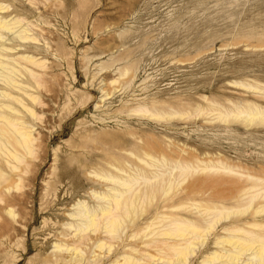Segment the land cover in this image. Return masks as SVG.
<instances>
[{
    "label": "rangeland",
    "instance_id": "1",
    "mask_svg": "<svg viewBox=\"0 0 264 264\" xmlns=\"http://www.w3.org/2000/svg\"><path fill=\"white\" fill-rule=\"evenodd\" d=\"M15 6L36 26L45 105L32 130L37 156L18 191L12 185L17 220L0 211V264H55L56 231L67 223L61 217L80 201L98 205L83 191L90 174L111 172L115 158L129 163L134 149L171 164L225 162L264 180V125L217 115L246 101L264 107V0H24L10 12ZM150 110L165 117H149ZM90 158L99 163L86 167ZM183 180L167 204L190 198L229 207L244 187L210 171ZM243 220L264 214L232 215L207 244Z\"/></svg>",
    "mask_w": 264,
    "mask_h": 264
},
{
    "label": "bare ground",
    "instance_id": "2",
    "mask_svg": "<svg viewBox=\"0 0 264 264\" xmlns=\"http://www.w3.org/2000/svg\"><path fill=\"white\" fill-rule=\"evenodd\" d=\"M17 1L24 0H0V211L4 209L14 221L17 215L10 204L20 199L10 198L12 185L18 189L25 170L34 163L29 158L37 156L40 142L32 130L34 122L41 119L39 108L45 105L39 92L44 86L42 72L47 69L40 58L36 26L26 23L23 7L15 6L10 12ZM145 112L152 118L165 117L163 113ZM217 115L225 123L236 118L247 127L264 125V107L256 102L246 101ZM144 150L134 149L129 163L115 158L111 172L90 174L92 181L83 191H90L91 200L98 205L80 201L76 210L61 217L67 223L62 231H56L55 264H95L111 256L110 264H190L199 257L195 264H264V220L236 221L225 229L228 235L207 244L208 233L232 215L264 214L263 179L247 169L228 168L225 162L171 164L167 158L156 159ZM85 162L87 167L99 159ZM205 171L228 174L233 183L244 180L236 204L228 207L190 196L180 204H167L170 193L185 182V175ZM152 207L155 214L142 220ZM34 220L35 214L30 223ZM243 233L247 238L239 236ZM140 238L142 242L136 243Z\"/></svg>",
    "mask_w": 264,
    "mask_h": 264
}]
</instances>
